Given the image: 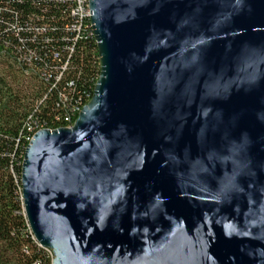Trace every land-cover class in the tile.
<instances>
[{
	"label": "water",
	"instance_id": "water-1",
	"mask_svg": "<svg viewBox=\"0 0 264 264\" xmlns=\"http://www.w3.org/2000/svg\"><path fill=\"white\" fill-rule=\"evenodd\" d=\"M100 64L40 130L23 215L52 264H264V0H88Z\"/></svg>",
	"mask_w": 264,
	"mask_h": 264
},
{
	"label": "trees",
	"instance_id": "trees-1",
	"mask_svg": "<svg viewBox=\"0 0 264 264\" xmlns=\"http://www.w3.org/2000/svg\"><path fill=\"white\" fill-rule=\"evenodd\" d=\"M86 0H0V264H52L30 233L21 165L40 130L70 127L100 74Z\"/></svg>",
	"mask_w": 264,
	"mask_h": 264
},
{
	"label": "bare ground",
	"instance_id": "bare-ground-1",
	"mask_svg": "<svg viewBox=\"0 0 264 264\" xmlns=\"http://www.w3.org/2000/svg\"><path fill=\"white\" fill-rule=\"evenodd\" d=\"M87 2H88V0H86ZM88 7V6H87ZM86 13H89V7H88V9H87V11H86ZM92 29V28H91ZM92 31V30H91ZM71 126H72V124H71ZM31 140V139H30ZM48 250V249H47ZM50 251V250H49ZM50 253L52 254V252L50 251Z\"/></svg>",
	"mask_w": 264,
	"mask_h": 264
},
{
	"label": "built area",
	"instance_id": "built-area-1",
	"mask_svg": "<svg viewBox=\"0 0 264 264\" xmlns=\"http://www.w3.org/2000/svg\"><path fill=\"white\" fill-rule=\"evenodd\" d=\"M85 15L89 18V13H85ZM90 24H91V22H90Z\"/></svg>",
	"mask_w": 264,
	"mask_h": 264
}]
</instances>
